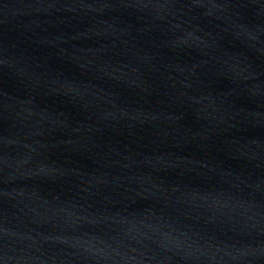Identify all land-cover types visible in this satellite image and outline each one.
Instances as JSON below:
<instances>
[{
  "label": "water",
  "instance_id": "obj_1",
  "mask_svg": "<svg viewBox=\"0 0 264 264\" xmlns=\"http://www.w3.org/2000/svg\"><path fill=\"white\" fill-rule=\"evenodd\" d=\"M0 264H264V0H0Z\"/></svg>",
  "mask_w": 264,
  "mask_h": 264
}]
</instances>
